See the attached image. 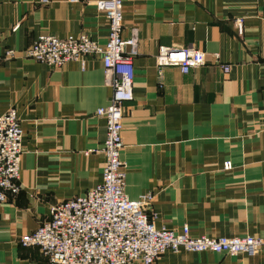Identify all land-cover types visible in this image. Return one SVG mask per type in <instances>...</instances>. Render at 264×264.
Here are the masks:
<instances>
[{"label":"crops","instance_id":"1","mask_svg":"<svg viewBox=\"0 0 264 264\" xmlns=\"http://www.w3.org/2000/svg\"><path fill=\"white\" fill-rule=\"evenodd\" d=\"M121 9V37L134 29L137 38L120 129L125 195H151L146 212L156 227L264 237V0H121ZM80 31L106 38L94 0H0V115L15 107L23 130L20 189L0 204V264H48L21 237L51 205L100 181L105 129L95 109L110 88L99 59L49 66L24 54L41 33ZM160 45L199 49L205 61L158 75ZM152 264H264V251L166 250Z\"/></svg>","mask_w":264,"mask_h":264},{"label":"built area","instance_id":"2","mask_svg":"<svg viewBox=\"0 0 264 264\" xmlns=\"http://www.w3.org/2000/svg\"><path fill=\"white\" fill-rule=\"evenodd\" d=\"M94 6L107 21L103 43L83 31L63 36L41 33L25 48L24 54L49 66L77 61L83 68L85 56L99 59L110 88L107 103L95 109V115L104 119L105 129L99 149L104 159L100 181L82 194L51 205L48 216L34 231L21 237V244L38 247L48 264H152L164 251L179 249L245 255L264 251L261 236H194L187 225H181L179 230L156 227L153 215L146 212L151 195L145 193L136 199L125 195L120 129L123 105L132 99V57L137 38L134 29L128 37H121V0H94ZM233 26L237 35H241L242 18H234ZM5 56H14V51L7 49ZM214 58L218 62L217 54ZM204 61V52L191 47L160 45L154 54L158 75L163 66H175L186 73ZM219 67L222 71L228 69L227 64L219 63ZM22 137L17 111L10 107L0 115V204L20 189ZM222 168L229 169L230 161H223Z\"/></svg>","mask_w":264,"mask_h":264}]
</instances>
